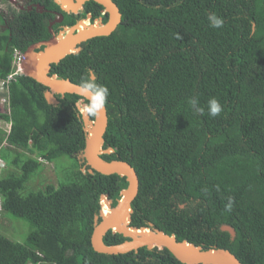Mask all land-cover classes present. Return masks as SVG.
<instances>
[{
  "label": "trees",
  "instance_id": "obj_1",
  "mask_svg": "<svg viewBox=\"0 0 264 264\" xmlns=\"http://www.w3.org/2000/svg\"><path fill=\"white\" fill-rule=\"evenodd\" d=\"M28 1L43 12L35 7L8 20L0 33V78L11 72L14 49L24 54L50 38L56 15L63 17L52 27L57 33L87 13L91 21L107 20L94 1L78 14L54 0ZM112 1L121 13L117 28L83 42L50 74L102 100L103 148L113 151L101 157L126 161L139 180L130 225L152 223L178 241L264 264V0ZM14 79L4 98L8 112L0 113L11 124L9 132L0 128V217L23 220L30 231L24 243L0 233V264H182L159 247L118 255L93 250L100 197L114 206L125 178L81 170L79 96L55 95L58 104L50 105L45 86L25 74ZM61 157L74 160L72 178L29 188L45 161ZM126 239L111 231L103 237L106 245Z\"/></svg>",
  "mask_w": 264,
  "mask_h": 264
},
{
  "label": "water",
  "instance_id": "obj_2",
  "mask_svg": "<svg viewBox=\"0 0 264 264\" xmlns=\"http://www.w3.org/2000/svg\"><path fill=\"white\" fill-rule=\"evenodd\" d=\"M88 1H94L102 6L101 13L107 15L106 22H103L101 17L90 22L92 15L88 13L86 18L79 19L75 24L61 27L57 34L51 30L52 35L49 40L27 48L21 65L27 76L47 88L44 98L48 104L57 105L58 99L55 95L63 97L65 94H75L80 96L82 101H88L87 110L81 112L85 135L84 148L78 154L84 163L81 170L85 171L84 167H88L89 173L96 171L103 175L116 174L124 177L127 183L114 206L106 195H101L100 198L104 199L108 209L106 212L102 211L101 201L99 215L94 216L90 236L93 250L102 254L118 255L137 252L142 247L149 250L159 247L168 250L182 264H242L227 249L216 246L204 248L187 240L178 241L174 234L168 235L154 228L152 223H149V227L141 228L130 225L133 212L131 204L137 196L139 180L134 168L126 161H106L101 157L113 151L111 147L103 148L108 116L102 100L91 89L75 84L69 79L60 78L56 74H50L52 64L59 63L67 55L79 52L83 42L94 37L110 35L120 24L121 13L112 0H54L63 12L72 14L82 11ZM40 46L44 48L36 52L35 50ZM90 78L94 79L92 73ZM90 111L94 112L93 119L90 118ZM221 230L227 231L231 238H234L235 232L231 226L222 225ZM108 231L121 234L127 239L119 244L106 245L103 237Z\"/></svg>",
  "mask_w": 264,
  "mask_h": 264
},
{
  "label": "rangeland",
  "instance_id": "obj_3",
  "mask_svg": "<svg viewBox=\"0 0 264 264\" xmlns=\"http://www.w3.org/2000/svg\"><path fill=\"white\" fill-rule=\"evenodd\" d=\"M0 6L3 7V9L7 12V16H9V14L11 15V17H9V20L12 19V12L10 11V9L14 10L15 7L13 5L10 7L8 2H3L2 0H0ZM14 80L15 79L8 80V75L5 78H0V97H6V95L9 93V84ZM77 107L79 111L85 112L87 110L86 105L83 106V103L80 100L78 101ZM0 112H8V100L4 103V100L0 99ZM1 121L2 120H0L1 127L5 130H9L10 125L5 122H2L1 124ZM76 158L78 159L79 163H83L79 158V155H76ZM73 161V159L68 157H61L52 162L45 161L42 171L38 175L34 176L33 179L28 183L29 188H42L46 183L57 186L58 183L66 182L67 179L72 178L71 166L73 164ZM1 166L2 165H0V169L2 168ZM85 168L86 167H84V169ZM103 200L101 199L100 201L103 202ZM29 231L30 226L27 222L12 218L8 214H5L2 217L0 224V233L8 239L24 243Z\"/></svg>",
  "mask_w": 264,
  "mask_h": 264
},
{
  "label": "flooded vegetation",
  "instance_id": "obj_4",
  "mask_svg": "<svg viewBox=\"0 0 264 264\" xmlns=\"http://www.w3.org/2000/svg\"><path fill=\"white\" fill-rule=\"evenodd\" d=\"M3 2H8V4L10 5V7L13 5L15 7L14 10L10 9V11L13 13H20L22 11H31L32 9H34L35 7L37 9H39V11L43 12V8H39L38 6H35L34 3L28 1V0H2ZM88 14V13H87ZM86 14V15H87ZM0 16H2V19H3V24L6 25V27L9 29V26H10V21L9 20V17H11V15L9 14V16H7V12L3 9V7L0 6ZM62 16V15H61ZM86 18V16L84 17ZM82 18V19H84ZM57 20V21H56ZM62 20H63V17H62ZM62 20L60 21V15H56L55 18H53L50 23H49V32H50V37L52 35L51 33V30L54 32V33H57L53 30V26L55 24H58V23H61ZM63 27V26H61ZM60 27V29H61ZM27 50V49H26ZM20 53L22 54L23 52L20 51ZM60 96V95H59ZM45 163V162H44ZM81 165V168H83L84 166V163L83 164H80ZM88 169V167L85 168V170Z\"/></svg>",
  "mask_w": 264,
  "mask_h": 264
},
{
  "label": "built area",
  "instance_id": "obj_5",
  "mask_svg": "<svg viewBox=\"0 0 264 264\" xmlns=\"http://www.w3.org/2000/svg\"><path fill=\"white\" fill-rule=\"evenodd\" d=\"M23 60L22 54L18 50H14V59H13V71L8 74V80L14 79L16 72L19 70L21 62Z\"/></svg>",
  "mask_w": 264,
  "mask_h": 264
},
{
  "label": "crops",
  "instance_id": "obj_6",
  "mask_svg": "<svg viewBox=\"0 0 264 264\" xmlns=\"http://www.w3.org/2000/svg\"><path fill=\"white\" fill-rule=\"evenodd\" d=\"M8 30V28L6 27V25L5 24H3V19H2V16H0V33H4L5 31H7ZM11 67H13V59H12V62H11ZM0 99H3L4 100V97H0ZM4 103H5V100H4ZM1 113V112H0ZM1 120V119H0ZM2 122L4 123V121H1V124H2ZM5 123H7V122H5ZM9 124V123H8ZM5 127H6V124H5ZM0 128L2 129V130H5L4 128H2L1 127V125H0ZM6 131V130H5ZM1 163V162H0ZM1 165V164H0ZM1 167H3V165L1 166Z\"/></svg>",
  "mask_w": 264,
  "mask_h": 264
},
{
  "label": "bare ground",
  "instance_id": "obj_7",
  "mask_svg": "<svg viewBox=\"0 0 264 264\" xmlns=\"http://www.w3.org/2000/svg\"><path fill=\"white\" fill-rule=\"evenodd\" d=\"M85 23L87 24V21H85ZM55 34H57V33H55ZM51 38V37H50ZM49 38V39H50ZM48 39V40H49ZM45 41H47V40H45ZM43 48H44V46H43ZM36 51V50H35ZM37 52V51H36ZM22 57H23V60L25 59V53L23 54L22 53ZM66 57V56H65ZM23 60H22V62H23ZM21 62V63H22ZM21 74H25V72L23 71V68H22V65H20V68H19V70L16 72V74L15 75H21ZM26 75V74H25ZM78 96V95H77ZM80 97V96H79ZM81 98V97H80ZM80 101L83 103V106L84 105H86V107H87V103H85V101H87V100H84V101H82L81 99H80ZM88 102V101H87ZM77 106H78V102H77ZM82 111H80V113H81Z\"/></svg>",
  "mask_w": 264,
  "mask_h": 264
},
{
  "label": "clouds",
  "instance_id": "obj_8",
  "mask_svg": "<svg viewBox=\"0 0 264 264\" xmlns=\"http://www.w3.org/2000/svg\"><path fill=\"white\" fill-rule=\"evenodd\" d=\"M98 18V17H97ZM90 22H92L91 21V19H90ZM15 50V49H14ZM20 52V51H19ZM13 59H14V51H13ZM13 71V68H11V72ZM7 123H9V122H7ZM9 125H10V127H11V124L9 123ZM10 130V129H9ZM9 130H8V132H9ZM8 132H6V133H8ZM5 144V143H4ZM3 144V145H4ZM100 200H101V198H100ZM100 204H101V201H100Z\"/></svg>",
  "mask_w": 264,
  "mask_h": 264
}]
</instances>
